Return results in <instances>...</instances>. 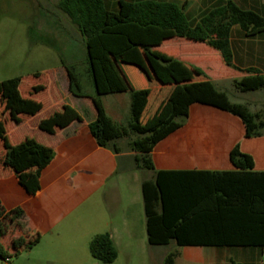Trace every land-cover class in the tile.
Here are the masks:
<instances>
[{
	"label": "trees",
	"instance_id": "1",
	"mask_svg": "<svg viewBox=\"0 0 264 264\" xmlns=\"http://www.w3.org/2000/svg\"><path fill=\"white\" fill-rule=\"evenodd\" d=\"M57 7L78 27L84 38L86 58L80 63L63 61V65L70 93L77 97H89L96 109V117L89 124L91 132L100 146L112 147L115 151L120 148L112 143L128 138L138 167L153 172L152 177L142 184L149 243L168 245L174 240L179 246H264V171L255 169L254 157L244 152L238 143L230 152L234 169L157 170L149 151L159 139L180 128L183 121L170 117L149 128L144 125L145 111L148 112L151 107V95L163 104L183 98L177 107L178 117L188 116L189 105L194 101L231 112L241 118L248 137L264 133V110L253 112L244 103L232 102L224 91L213 86L204 71L194 65L183 70L182 85L160 94L154 91L152 79L144 84L146 78L140 87L115 88L114 93L130 91V117L126 122L112 118L101 97L103 90L113 89L105 84L110 80L109 73L117 77L124 71L123 68V71L118 70L116 65H136L135 58L115 56L113 62L112 52L119 36L141 48L151 58L148 60L161 63L160 70L166 71V75L176 68L179 61L156 47L167 39L178 37L207 43L221 52L228 66L253 74L236 80L237 87L245 85L249 89L251 84L248 86V83L256 82L257 77L262 78L264 85L261 69L252 66L243 68L234 63L230 43L235 25L247 35L263 33L264 16L256 10L242 8L234 0H218L203 11L198 20L192 18L178 0H133L118 12L111 11L105 0H58ZM179 82L180 78L165 81L168 84ZM21 83L22 77L0 81V139L4 140V162L17 173L29 169H36L39 173L52 161L55 154L53 148L34 137H27L13 145L8 139L2 117V113L8 112L14 122L20 123V115L34 116L43 110V102L22 93ZM45 89V85L36 84L30 94ZM81 120L78 110L65 104L41 119L38 127L47 133H54L58 128H66ZM21 215L20 209L6 213L0 201V239L2 235H7L6 221L16 222ZM24 245L21 237L12 241L14 254L19 255ZM3 249L0 244V256L7 259ZM90 250L93 257L103 263H112L118 257V249L110 233L96 235L91 240ZM175 254L169 253L165 264H173Z\"/></svg>",
	"mask_w": 264,
	"mask_h": 264
},
{
	"label": "crops",
	"instance_id": "2",
	"mask_svg": "<svg viewBox=\"0 0 264 264\" xmlns=\"http://www.w3.org/2000/svg\"><path fill=\"white\" fill-rule=\"evenodd\" d=\"M105 1L111 11H119L120 0ZM178 1L192 18L198 20L201 13L218 0H205V7L199 5L192 10H187L182 0ZM235 1L242 8L256 10L264 16V0ZM184 39H167L156 48L162 51L168 41L182 45ZM230 43L236 65L243 68L257 67L264 72V32L247 35L235 25ZM204 50L206 60L193 52L179 53L177 49L175 55L171 54L179 61L176 68L170 70L168 76L163 73L154 76V91L160 94L182 85L184 82L181 74L192 65L203 69L209 80L215 83L231 79L233 89L237 88V79L253 75L228 66L222 61L219 50L208 46ZM209 60H217V67L224 74L217 75V67ZM177 78H180L179 83H165L166 80ZM66 84L63 90L65 96L60 97L57 91V99L49 110L44 105L43 110L34 116L22 114L20 123L14 122L10 113H2L8 139L13 145L27 137H34L52 147L55 153L52 161L39 173L36 169L17 173L4 162V140L0 139V201L6 213L16 209L22 211V215L16 218L18 237L25 242L19 255L26 253L30 264H100L103 262L93 257L90 243L96 235L110 233L118 249V257L114 262L104 264H119L122 257L136 256L144 257L147 264H165L171 252L176 253L173 264H264V246H179L174 240L168 245L149 243L142 184L153 173L139 179L133 197L124 195L120 178L127 175L129 168L121 161L122 158L134 159L135 152L131 149L115 152L100 146L89 126L97 113L92 100L89 97L74 96L69 91V79ZM222 89L229 97L226 87ZM45 90L24 95L39 100L36 97ZM129 92L120 90L115 95L121 99L126 94L131 102ZM69 100L72 103H68ZM65 104L75 107L82 120L66 128H58L54 133L42 131L38 127L39 121L60 110ZM119 114L117 121L126 122L130 117L129 112L127 119L122 120L125 115L121 112ZM238 143L244 152L254 157L255 169L264 171V136L248 137L239 116L194 101L189 105L186 123L159 139L149 152L157 170H231L235 167L230 152ZM134 167L141 169L136 161ZM0 244L14 253L9 235H2ZM172 244V248L168 249Z\"/></svg>",
	"mask_w": 264,
	"mask_h": 264
},
{
	"label": "rangeland",
	"instance_id": "3",
	"mask_svg": "<svg viewBox=\"0 0 264 264\" xmlns=\"http://www.w3.org/2000/svg\"><path fill=\"white\" fill-rule=\"evenodd\" d=\"M182 1L187 10H192L195 6L197 8L199 5H204V7L207 5L205 0ZM57 2L58 0H0V81L12 77H22L21 91L26 94L30 93L32 86L36 84L45 85V92L36 98L43 102L46 110H49L54 104L55 98L57 99V91L60 97L65 96L64 91L67 86L68 75L63 61L80 63L86 58V46L82 34L70 18L57 7ZM128 2L127 0H120L119 11ZM170 42L168 41L162 50L163 52L166 51L165 53L168 55H175L178 49L177 52L179 53L193 52L198 57L205 58V60L206 50L204 49L206 46L210 47L207 43H195L188 39H184L185 43L182 45ZM156 49L159 50V48ZM112 53H114L112 55L113 62L115 56L122 59H136V65L134 66L116 65L118 70H124L122 75H118V70L117 77L109 73L110 80L105 84L107 88L113 87V89L103 90L101 94L108 114L116 120L119 118L117 115H120L121 112L125 115L124 118L122 116L123 120L127 119L126 115L130 112V101L126 94L121 99H117L113 90L122 86L140 87L145 78L144 81L147 83V79L151 80L155 75L164 74L166 71L159 72L161 63H157L154 59H152L154 62L148 60L151 58L147 53L144 54L141 48L133 46L131 40L129 41L120 36L115 40ZM115 53L120 54L116 55ZM210 62H213L215 67L218 66L217 60ZM194 66L198 67L197 65ZM216 69L217 75L224 74V71L220 68L217 67ZM201 70L203 71V69ZM124 77L125 79H123ZM261 80V77H257L256 82L248 83V86L251 84L249 89L245 85L242 88L233 89L231 79L218 80L216 83L212 81V84L221 91H224L222 87H226L232 102L244 103L251 111L256 112L264 110V85H262ZM150 98L151 107L148 112L145 111L144 115L146 128H149L152 124L158 125L170 117H176L182 120L183 124L186 123L188 116H176L177 107L182 103L183 98L171 100L168 104L153 99L152 95ZM68 103H72V101L69 100ZM263 136L264 133L257 137ZM129 141L128 138H121L112 144H116L124 152L131 149ZM108 148L114 150L112 147ZM121 162L123 165L128 166L129 172L123 179L120 178V186L126 197H133L137 192L139 179L144 175L149 176L153 172L146 168L136 169L134 167L135 161L130 157L128 160L122 158ZM6 228L11 242L19 238L16 222L7 220ZM172 246L173 244L168 246V249ZM3 255L8 257L9 260L0 256V264L31 263L26 253L16 255L8 249H3ZM146 262L145 258L141 256L122 257L119 264H147Z\"/></svg>",
	"mask_w": 264,
	"mask_h": 264
},
{
	"label": "built area",
	"instance_id": "4",
	"mask_svg": "<svg viewBox=\"0 0 264 264\" xmlns=\"http://www.w3.org/2000/svg\"><path fill=\"white\" fill-rule=\"evenodd\" d=\"M7 260H9V258H7Z\"/></svg>",
	"mask_w": 264,
	"mask_h": 264
}]
</instances>
